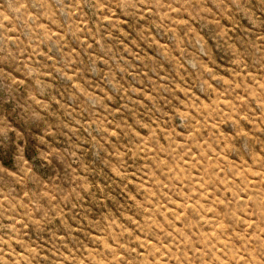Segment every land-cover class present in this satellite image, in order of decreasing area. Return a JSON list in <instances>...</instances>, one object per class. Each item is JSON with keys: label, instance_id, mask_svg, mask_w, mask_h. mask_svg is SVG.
<instances>
[{"label": "rangeland", "instance_id": "1", "mask_svg": "<svg viewBox=\"0 0 264 264\" xmlns=\"http://www.w3.org/2000/svg\"><path fill=\"white\" fill-rule=\"evenodd\" d=\"M0 264H264V0H0Z\"/></svg>", "mask_w": 264, "mask_h": 264}]
</instances>
